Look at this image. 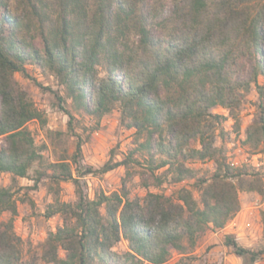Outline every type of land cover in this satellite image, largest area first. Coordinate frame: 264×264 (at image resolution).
I'll return each instance as SVG.
<instances>
[{
  "label": "trees",
  "instance_id": "1",
  "mask_svg": "<svg viewBox=\"0 0 264 264\" xmlns=\"http://www.w3.org/2000/svg\"><path fill=\"white\" fill-rule=\"evenodd\" d=\"M169 1L170 13L162 17L151 0H22L19 15L0 0V138L5 142L0 174L27 178L41 160L26 125L46 120L14 80L27 64L49 71L64 88L58 102L70 100L75 111L100 119L118 105L121 124L135 131L136 141L142 139L135 151H145L152 176L163 170L161 176L171 174L177 183L192 174L188 159L215 157V129L224 117L212 109L238 108L240 91L250 83L263 94L257 77L264 76V0ZM130 33L135 41L128 40ZM259 109L255 129L264 146V100ZM81 157L78 140L72 163L62 157L50 164V178L72 182L76 200L56 202L47 214L61 213L64 221L44 244L42 259L48 264H164L172 250L194 248L208 226L222 229L240 208L231 179L241 173L220 160L210 181L202 182L200 208L186 190L177 202L155 193L129 200L125 184L120 193L90 199L82 178L126 166L131 154L98 170L81 164ZM161 176H155L158 184ZM3 212L15 213L10 187H0ZM121 240L127 251L117 253L113 248ZM16 242L11 223L0 230V264H25ZM225 245L246 257V264L264 254L242 248L230 236Z\"/></svg>",
  "mask_w": 264,
  "mask_h": 264
},
{
  "label": "rangeland",
  "instance_id": "2",
  "mask_svg": "<svg viewBox=\"0 0 264 264\" xmlns=\"http://www.w3.org/2000/svg\"><path fill=\"white\" fill-rule=\"evenodd\" d=\"M21 1L5 0L7 11L19 15ZM151 1L160 8L162 17L169 15V0ZM128 40L135 41V35L130 33ZM97 71L99 78L106 76L102 66ZM14 80L18 89L27 95L46 120L45 124L33 120L26 125L41 156L40 161L31 165L28 177L13 178L6 173L0 174V187L11 188L15 203V213L0 214V230L11 223L21 262L48 264L42 259L44 244L48 235L62 227L64 221L61 213L50 217L47 214L52 210L51 206H56V202L73 203L76 200L72 182H56L50 178V164L62 157L72 163L71 156L78 140L81 142V164L96 170L110 160H128L131 154V160L126 166L82 178L90 199L100 193H120L125 184L129 200L143 201L148 193H155L177 202L180 192L186 190L191 193L198 207L202 208V182L210 181L217 169L218 160L241 173L239 177L231 179L237 187L240 206L235 216L222 229L208 226L194 248L187 247L183 253L172 250L164 264H246V257L236 256L232 247L225 245L226 236H230L242 248L264 252V146L255 129V123L260 117L259 104L264 100V76L257 77V85L263 88V94L260 95L256 85L250 83L247 89L240 91L243 98L238 108L212 109V114L224 117L215 129V157L204 161L188 159L185 165L192 174L177 183L173 182L171 174L163 177V170L157 171L155 176H161V184L146 170L145 151H135L142 139L136 141L135 131L121 124L118 105L100 119L75 111L70 100L58 102L57 97L64 98L65 92L57 79L49 71L34 64H27L25 73H15ZM63 110L71 112L73 119L70 120ZM248 128H253L250 139L247 138ZM4 145V139L0 138V149ZM192 147L199 148V145L193 142ZM37 178L40 180L35 184ZM250 188L253 190L250 191ZM183 243L187 246L185 240ZM113 250L124 253L127 251V243L121 240ZM58 255L62 258L65 253L60 250ZM254 264H264V254Z\"/></svg>",
  "mask_w": 264,
  "mask_h": 264
}]
</instances>
